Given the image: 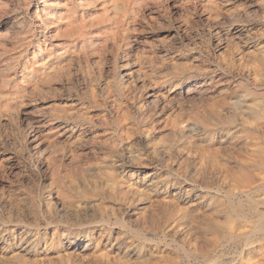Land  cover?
<instances>
[{
	"label": "rangeland",
	"instance_id": "rangeland-1",
	"mask_svg": "<svg viewBox=\"0 0 264 264\" xmlns=\"http://www.w3.org/2000/svg\"><path fill=\"white\" fill-rule=\"evenodd\" d=\"M41 1L0 2V62L11 75L31 57ZM159 1V25L142 3L137 27L106 0L61 1L81 26L77 40L123 48L166 100L144 99L142 81L120 85L106 58L83 56L90 77L72 65L69 103L54 109L71 135L52 146L72 176L54 183L22 161L16 178L0 179V264H264V123L235 113L264 96V0Z\"/></svg>",
	"mask_w": 264,
	"mask_h": 264
},
{
	"label": "bare ground",
	"instance_id": "bare-ground-1",
	"mask_svg": "<svg viewBox=\"0 0 264 264\" xmlns=\"http://www.w3.org/2000/svg\"><path fill=\"white\" fill-rule=\"evenodd\" d=\"M3 1H5V0H0V2H3ZM61 1L62 0H42L41 1L42 4L38 5L36 7V9L33 11L34 18L36 21L35 26H37L36 28H38V30H39L38 31L39 35L35 40L34 46L31 47V51L27 52V53L31 54V57L29 58L28 61H26L24 63L21 70H19L14 75H11L8 73L9 70L7 69L9 64L6 65V63L2 64L0 62V179L5 178L4 176H6V178H7V176H9V177L13 176L14 178H16V176L21 173L22 167L20 168V165H23V162L26 165L39 166L40 168H42L41 171L45 170L44 176L46 177V179H49L50 181H54V183L55 182L56 183L62 182V180L64 178H66V177L69 178V176H72L71 171L69 169L65 168V167H67V165L65 166V164H64L66 158H64L62 156L64 159L61 160V165H58V166L56 165V163H58V161L56 162L57 159L55 158L54 150L52 147L53 145H55L53 143L54 141H56V143L61 142L62 144L65 145V143L69 140V137L71 135L72 127H71L70 123L67 121V117H66L67 113H64L62 115L61 113L54 112V109L58 110L62 104H68L69 103V101L65 97V95H66L65 93H67V92L69 93L72 89V85H73L72 73L75 71V70L72 71V65L75 64L77 66V68H83V70L89 75V77L92 76L91 70H90V66H91L90 62L88 60L83 59V56L86 54H89V55L93 54L94 57H97L100 59L106 58V59L110 60L113 63L112 72L115 74V77L120 79V85H123L126 83L127 84L126 86H128V84H137L138 82L142 81L141 86H143L144 89L142 88V90L141 91L139 90V92L142 93V95H144V99H147L148 101H156V102H159L160 100L164 101V99H165V96L161 92V90H156V91L152 90L151 91V90L147 89L146 85H148V84H146V81H144V79H142V78H144L143 77L144 71L142 72L141 69H138L137 64H133V66H131L133 62H130L129 60H127L129 56L125 53L127 51H124L123 48H119V50H116V51L110 50V48H108L110 46L109 43L105 42L103 40V38H98V37L93 41L90 38H89L90 39L89 41H88V39H85L84 41H82L80 39L77 40L76 35H79L81 26L79 25L78 21L76 22V20H73L71 15H69L67 13L66 8L62 6ZM81 1L85 2V3H87V2L91 3V2L96 1V0H81ZM106 1L115 10H120V9H122V7H125L126 9H128L127 12H130L136 18L133 26H136L138 23H140L141 19L139 18V14H141L144 7H145V16H143V18L145 17L146 20H149V21L156 23L158 25L160 23L159 12L157 11V9H153L154 7H152L151 5H153L154 3L152 4L151 0H127L126 3H123V0H106ZM165 1L168 2L169 0H163V1H159V2L161 3V2H165ZM142 3H144L143 4V5H145L144 7H143ZM0 5H1V3H0ZM107 6H104V8ZM170 6H172V5H170ZM174 7H176V6H174ZM120 15H122V14H120ZM205 17H207V18H204V19H207V20L209 18V21L212 22V25L216 24L215 23L216 21L214 20V15L210 14L209 16L206 15ZM218 18H219V16H218ZM222 20H223V18H222ZM129 21H131V20H129ZM205 23H207V22H205ZM8 27H10V29L12 31H15V29H16V25L12 21H10L8 23ZM209 27H210V25H209ZM211 27H210V29H211ZM216 30L218 31V29H216ZM218 32H220V31H218ZM16 36H17V34H16ZM189 36H191V35H189ZM105 37H104V39H105ZM130 37H132V41L136 45V50H137L139 47V42H138L137 37L136 36H130ZM130 37L128 36V38H130ZM195 42H197V41H195ZM208 48H210V46ZM2 50L4 51V49H2ZM108 54H109V56H108ZM135 56H137V55H135ZM131 58H132V56H131ZM110 61H109V63H110ZM14 62H16V61H14ZM92 62H94V61H92ZM18 66H20V65H18ZM117 82H118V80H117ZM138 86H139V84H138ZM141 86H139L137 88H140ZM126 89H128V88H126ZM123 90H121V91H123ZM129 90H131V88ZM136 93H134V94H136ZM130 95H132V94L130 93ZM121 97L124 98L125 93H123L121 95ZM142 97L143 96H141V98ZM239 97H241V96H239ZM117 99H119V97ZM39 100L40 101L44 100L45 101L44 103L48 104V106L46 108L44 107L45 109L41 107L42 109L38 110L37 102ZM131 100H132V98H131ZM134 101H136V100H134ZM227 101H229V100L227 99ZM167 103H168V100H167ZM233 103L235 104V102H233ZM135 104H137V103H135ZM141 104L146 106V104H144L142 102H141ZM164 104H166V102ZM164 104H163V106H164ZM151 105H153V104H151ZM41 106H43V104ZM138 106H139V104H138ZM156 108H158V107H156ZM164 108H166V106ZM114 109H116V108H114ZM116 110H118V109H116ZM116 110H114V111H116ZM144 111L146 112V110H144ZM159 111H160V109H159ZM159 113H161V112H159ZM235 113H236V115L240 114V117H241V115H243L247 121L248 120L249 121H258V122L261 121V123H264V96L254 97L250 102L245 101V100L240 101V103H238V105H236ZM241 118H243V117H241ZM242 121H244V120L242 119ZM245 123H246V121H245ZM229 125H230V123H229ZM234 125H235V123H234ZM7 128H11L10 133L6 132L5 129H7ZM180 132H181V130H180ZM182 132H183V130H182ZM182 132L181 133L178 132V133L182 134ZM184 133L186 134L185 131H184ZM174 137H175V135H174ZM257 161H259V160H257ZM67 162L68 161H66V163ZM196 162H198V161H196ZM246 165H248V164H246ZM39 174H40V172H39ZM73 177H74V175H73ZM9 180L11 181V178ZM0 181H2V180H0ZM6 219H5V221H6ZM1 220H3V219L1 218ZM7 220H9V219H7ZM16 220H17V218H16ZM15 225H18V224H15ZM20 225H21V223H20ZM9 230L12 231L10 234V236H12V237L13 236L18 237L19 234H23L25 232V230H23V231L20 230L21 232L19 231L20 233L17 235L16 234L17 229L11 228ZM2 233L4 234V232H2ZM2 233H0V234H2ZM64 234H65V232H64ZM4 238H5L4 235H0V240L4 241ZM11 243H13V242H11ZM0 244H1V242H0ZM3 247L0 246V251ZM214 264H215V262H214Z\"/></svg>",
	"mask_w": 264,
	"mask_h": 264
}]
</instances>
